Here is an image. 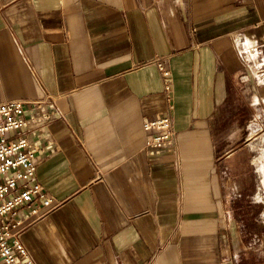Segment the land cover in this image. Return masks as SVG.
Here are the masks:
<instances>
[{"label":"crops","instance_id":"crops-1","mask_svg":"<svg viewBox=\"0 0 264 264\" xmlns=\"http://www.w3.org/2000/svg\"><path fill=\"white\" fill-rule=\"evenodd\" d=\"M44 93L36 264H264V0H0V103ZM162 116L176 139L152 155Z\"/></svg>","mask_w":264,"mask_h":264},{"label":"built area","instance_id":"built-area-1","mask_svg":"<svg viewBox=\"0 0 264 264\" xmlns=\"http://www.w3.org/2000/svg\"><path fill=\"white\" fill-rule=\"evenodd\" d=\"M235 46L240 56L252 50L248 40L241 37L236 39ZM156 65L163 76L169 74L158 60ZM164 89L170 97L168 80L164 81ZM258 102L263 111L255 117L259 123L264 118V101L256 99L255 103ZM58 114L56 96L49 93L36 100L13 99L0 103V264H36L22 243L21 234L25 221L35 216L40 206L50 205L51 199L37 180L36 149L29 134L34 133V128L45 127ZM32 124L36 126L30 127ZM144 129L155 131L144 143L152 155L176 139L169 116L144 123ZM20 209H27L23 219L16 216Z\"/></svg>","mask_w":264,"mask_h":264},{"label":"rangeland","instance_id":"rangeland-1","mask_svg":"<svg viewBox=\"0 0 264 264\" xmlns=\"http://www.w3.org/2000/svg\"><path fill=\"white\" fill-rule=\"evenodd\" d=\"M263 148H264V136H262V138H259L258 140H256V142L254 143V146L252 148V157H253V161H254V165H255V170H256V178L258 179V182L260 184V173L258 170V166L259 163L263 160L264 161V152H263ZM261 187V184H260ZM259 192H261V194H264L262 188L260 190H258ZM262 197V195L260 196ZM260 198H258L259 200ZM246 224L248 225H252L253 221L251 219L246 220Z\"/></svg>","mask_w":264,"mask_h":264}]
</instances>
